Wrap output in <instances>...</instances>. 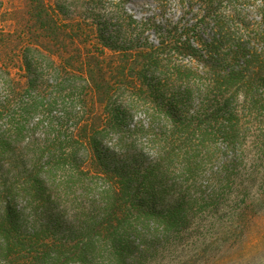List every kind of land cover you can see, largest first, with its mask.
I'll return each instance as SVG.
<instances>
[{
	"label": "trees",
	"instance_id": "trees-1",
	"mask_svg": "<svg viewBox=\"0 0 264 264\" xmlns=\"http://www.w3.org/2000/svg\"><path fill=\"white\" fill-rule=\"evenodd\" d=\"M258 1L264 17V0ZM32 4L39 11L37 35L46 32L47 41L57 44L65 33L53 17L56 10L45 0ZM235 15L208 16L217 31L211 46L224 42L222 30ZM246 36L239 37L234 51L226 45L229 63L219 61L216 77L209 80L213 85H205L218 108L207 116V125L199 123L200 113L182 114L175 95L163 98L169 81L181 83L174 75L156 69L148 82L146 70L160 65L158 48L135 52L132 61L130 49H121L126 58L121 94L131 104L117 110L111 108L103 48L96 56L66 58L40 41L21 46L25 82L16 81L0 59V116L7 118L0 126V264H146L178 250L189 217H246L255 178L257 187L264 186V151L259 149L264 138L247 145L243 135L247 125L256 127L247 120L264 104V94L251 93L257 83L264 84L261 67L253 65L256 59L263 63L264 50L257 54L249 47L264 42V31ZM188 48L198 52L192 44ZM237 57L244 59L243 69H230ZM240 81L245 101L235 109L231 89ZM137 110L144 111L146 127L136 124L127 133L146 135L153 157L139 152L127 164L99 150ZM34 114L41 118L32 124ZM34 126L41 128L40 137L33 136ZM218 158L224 161L209 173L207 194L197 188L190 196L189 188H180L176 204L159 203L171 179L194 182ZM18 202L23 206L18 208ZM41 213L57 217L42 223ZM52 224H63L62 229Z\"/></svg>",
	"mask_w": 264,
	"mask_h": 264
},
{
	"label": "rangeland",
	"instance_id": "rangeland-1",
	"mask_svg": "<svg viewBox=\"0 0 264 264\" xmlns=\"http://www.w3.org/2000/svg\"><path fill=\"white\" fill-rule=\"evenodd\" d=\"M45 1L56 10L53 17L65 33L57 44L47 41L46 32L42 31L37 35L39 22L34 17L39 11L37 8L33 10L32 0H1L0 31L3 34L0 36V59L7 62L16 81L25 82L23 78L25 72L20 62V47L34 41H40L50 49L51 46L55 47L52 51L66 58H76L78 54L96 56L99 49L103 48L104 74L113 91L111 108L117 110L131 104L123 100L126 93L121 94L123 90L121 74L126 60L121 49H130L128 53L131 56L128 58L131 57L132 61L135 60L133 59L135 52L150 53L158 48L160 65L159 68L150 67L146 70L148 82L153 80V76L156 77V69L162 75L172 74L174 78H178L181 83L169 81L163 98L175 95L174 99L180 101L179 111L186 117L194 116L196 113L202 114L203 116L199 118L201 125H207V116L212 110L218 109L215 108L213 94L207 95L205 92V85L212 84L209 80L216 77L215 65L219 61L221 65L229 63V57L226 56L229 55L227 48L234 51L236 47L234 45H237L239 37L243 38V35L253 37L264 31V17L259 14L258 0ZM231 11L236 15L231 19V24L222 30L224 42L211 46L210 42L217 31L208 16L211 14L226 16L230 15ZM75 44L79 46V52ZM190 44L198 48L197 53L191 52L188 48ZM249 47L258 54L264 50V42L250 43ZM223 61L227 64H223ZM243 61L244 59L237 57L233 64L231 63L230 69H243ZM253 65L256 68L260 66L261 74L264 75V61L258 63L256 59ZM135 71L136 69L129 75L133 77ZM247 72L244 71V75L248 76ZM134 82L138 84L135 80ZM185 84L187 89H184ZM242 84L243 81H240L231 89V104L235 109H240L245 101L243 97L245 89ZM257 84L251 93L260 97V94H264V84ZM182 90H187L186 95H182ZM3 95L0 84V101ZM255 99L259 100L258 96ZM40 118L38 114H34L31 117L32 124ZM6 120V116H0V126ZM248 122H257L255 128L249 124L243 132L244 141L250 145L252 141L264 138V104L260 109L256 106V111ZM136 124L146 127L147 117L143 110L132 112L128 120H122L120 129L109 133L99 150L127 164L129 159H135L139 152L146 159H151L153 153L146 145V135L127 133ZM34 128L33 136L40 137L41 128L37 126ZM259 149L264 151V139ZM223 161L224 158H218L208 164L194 182L175 176L169 186H165L159 203L162 206L176 204L180 188H189L190 196L199 188L204 196L208 191L209 173L216 171ZM114 164L119 165L118 162ZM255 179L256 182L248 191L251 207L246 217H189L186 224L187 236L181 241L178 250L148 259L146 264H264V186L257 187L260 184L257 178ZM22 206L21 202L17 203L18 208ZM37 211L42 210L39 208ZM28 212L26 209L27 216ZM51 217L57 216L50 213L37 214V219L42 223H52ZM62 225L52 224L59 230L62 229Z\"/></svg>",
	"mask_w": 264,
	"mask_h": 264
}]
</instances>
